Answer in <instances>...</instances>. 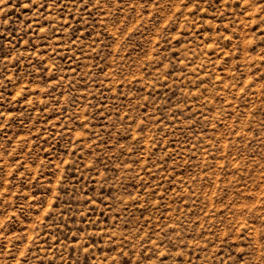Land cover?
I'll return each instance as SVG.
<instances>
[{
  "label": "rangeland",
  "instance_id": "obj_1",
  "mask_svg": "<svg viewBox=\"0 0 264 264\" xmlns=\"http://www.w3.org/2000/svg\"><path fill=\"white\" fill-rule=\"evenodd\" d=\"M30 2L0 3V264H264V0Z\"/></svg>",
  "mask_w": 264,
  "mask_h": 264
},
{
  "label": "snow or ice",
  "instance_id": "obj_2",
  "mask_svg": "<svg viewBox=\"0 0 264 264\" xmlns=\"http://www.w3.org/2000/svg\"><path fill=\"white\" fill-rule=\"evenodd\" d=\"M4 0H0V3H3ZM57 0H53V3L55 4ZM36 3V0H31L30 3H24L21 5L22 8L24 9H30L34 4ZM41 7H47V4L41 5ZM261 7L264 8V4H261ZM264 238V237H262Z\"/></svg>",
  "mask_w": 264,
  "mask_h": 264
}]
</instances>
